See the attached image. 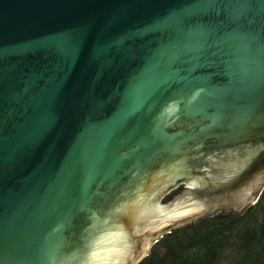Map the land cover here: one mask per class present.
<instances>
[{"label":"water","instance_id":"water-1","mask_svg":"<svg viewBox=\"0 0 264 264\" xmlns=\"http://www.w3.org/2000/svg\"><path fill=\"white\" fill-rule=\"evenodd\" d=\"M263 185L264 0H0V264H134Z\"/></svg>","mask_w":264,"mask_h":264},{"label":"trees","instance_id":"trees-1","mask_svg":"<svg viewBox=\"0 0 264 264\" xmlns=\"http://www.w3.org/2000/svg\"><path fill=\"white\" fill-rule=\"evenodd\" d=\"M136 264H264V185L240 210L163 233Z\"/></svg>","mask_w":264,"mask_h":264},{"label":"rangeland","instance_id":"rangeland-1","mask_svg":"<svg viewBox=\"0 0 264 264\" xmlns=\"http://www.w3.org/2000/svg\"><path fill=\"white\" fill-rule=\"evenodd\" d=\"M182 226H186V225H178L175 228H179V227H182ZM149 248H150V245H147L146 248L144 249L142 255L138 259H136L135 263H137L139 260L143 259L145 257V255H147V253L149 251Z\"/></svg>","mask_w":264,"mask_h":264},{"label":"flooded vegetation","instance_id":"flooded-vegetation-1","mask_svg":"<svg viewBox=\"0 0 264 264\" xmlns=\"http://www.w3.org/2000/svg\"><path fill=\"white\" fill-rule=\"evenodd\" d=\"M182 122H183V121H182ZM182 122H181V123H182ZM179 185H182V183L179 184ZM179 185H178V186H179ZM178 186H176L175 188H173V189L167 191L166 193H164L162 197L168 195L170 192H172L173 190H175ZM183 187H184V186H183ZM185 188H186V187H185ZM203 188H205V189L207 190L206 186H204V185H203ZM202 191H204V193L206 192L205 190H202ZM196 193H197L198 196H201V194H202L201 191H196ZM204 218H206V217H204ZM204 218H203V219H204ZM172 229H173V228H172Z\"/></svg>","mask_w":264,"mask_h":264}]
</instances>
